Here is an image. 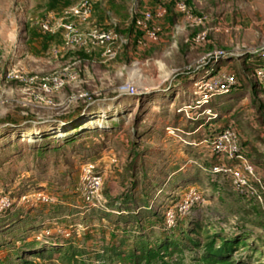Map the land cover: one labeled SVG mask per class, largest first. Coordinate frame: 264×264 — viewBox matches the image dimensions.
Wrapping results in <instances>:
<instances>
[{
	"label": "rangeland",
	"instance_id": "obj_1",
	"mask_svg": "<svg viewBox=\"0 0 264 264\" xmlns=\"http://www.w3.org/2000/svg\"><path fill=\"white\" fill-rule=\"evenodd\" d=\"M77 1L0 0V199L8 195L14 201L12 211L3 213L0 209V221L20 215L33 225L50 229L75 225L71 240L89 253L83 256L84 264H97L98 251L115 244L116 239L126 241L133 231H123L121 225L117 228L99 218L98 210L109 212L111 202L122 206L130 203L133 185L142 187V174L150 177L149 183H155L156 200L167 209L191 186L170 192L174 201L165 200L158 186H163L166 174L198 167L202 178L194 187L201 201L179 217L174 228H153L154 237L179 238L198 224L206 230L205 235L245 239L248 246L233 254L234 261L252 249L248 264H264V193L257 188L261 201L240 197L231 180L210 172L215 159L203 141L218 124L192 133L198 127L190 119H205L207 115L187 108L199 79L193 72L211 53L230 54L219 70L236 72L245 88L216 97L214 109L222 121L230 120L236 128L241 152L261 167L257 173L264 185V171L259 173L264 170V77L254 79V71L261 68L248 67L237 59L253 53L264 58V0H92L95 17H102L93 20V25L113 27L128 40L112 60L100 53L77 58L75 54L82 52L63 49L59 34L40 30V22L48 13L58 14ZM177 2L184 3L194 16L207 17L204 27L184 26L182 16L175 11ZM159 5L166 10L159 22V41L138 49L134 17ZM178 26L180 30L175 29ZM202 31L206 33L205 43L192 42ZM65 68L77 73L78 79L54 93L51 106L34 100L36 89L27 90L4 79L9 69L51 75ZM126 85L134 87L136 93H125L122 89ZM82 94L87 97L69 103ZM224 107L229 111H217ZM75 133L80 138L63 145V140L75 137ZM135 158L136 172L132 171ZM86 162L97 163L103 175L101 205L97 208L85 205L81 197L79 169ZM37 192L52 197L54 203L35 207L18 203L20 195ZM87 215L91 219L85 222ZM3 250L5 262L14 257L18 245L8 244ZM188 254L186 264H194L195 252ZM168 262L176 264L174 258Z\"/></svg>",
	"mask_w": 264,
	"mask_h": 264
},
{
	"label": "built area",
	"instance_id": "obj_2",
	"mask_svg": "<svg viewBox=\"0 0 264 264\" xmlns=\"http://www.w3.org/2000/svg\"><path fill=\"white\" fill-rule=\"evenodd\" d=\"M94 3L92 0H78L72 6L64 8L60 13H48L40 22V30L44 34H59L62 47L65 50L82 52L86 55L100 53L101 57L107 60L115 58L117 51L128 43V40L119 35L113 27L103 28L93 25L91 17L93 15ZM175 11L182 16L184 26L195 29L203 28L207 17L194 16L182 2L175 4ZM166 10L163 6H156L152 10L142 11L134 17V27L142 35L135 40L136 47L143 49L147 44H156L162 32L159 22L164 19ZM180 26L176 30H180ZM206 33H198L193 41L195 44H204ZM227 53L219 51L211 53L208 58L225 57ZM254 79L264 77V68L256 69L252 75ZM250 76H248V79ZM4 79L7 82H14L27 90H37L33 95L34 100L43 106L54 105L52 95L68 85L75 83L78 79L77 73L65 68L62 71L51 75H29L18 72L14 69L6 71ZM238 84L237 76L231 70L223 72L217 70L215 74L204 78H199L194 83V92L191 95L187 108L189 110H203L202 113L212 115L210 109H203L217 95L226 93ZM125 93L134 95L136 89L126 85L122 89ZM86 94L72 97L69 103L77 102L86 98ZM209 151L210 156L215 159V164L210 172L221 175L232 181L235 192L243 198H256L261 201L257 194V188L264 193V185L261 177L257 173V167L241 152L239 137L236 128L229 123L221 131L203 141ZM115 162V160H114ZM100 166L94 162H86L79 169L80 192L83 203L88 207L97 208L101 205V191L103 185V175ZM201 201V196L197 187L191 186L180 193L175 204L168 207L163 212L164 225L170 229L177 225L178 218L189 213L194 206ZM18 203L35 207L37 205H50L54 199L43 192L26 193L20 195ZM14 201L8 195L0 199V209H11ZM75 225H61L57 228H46V235H54L61 239H72ZM49 264V263H45Z\"/></svg>",
	"mask_w": 264,
	"mask_h": 264
},
{
	"label": "trees",
	"instance_id": "obj_3",
	"mask_svg": "<svg viewBox=\"0 0 264 264\" xmlns=\"http://www.w3.org/2000/svg\"><path fill=\"white\" fill-rule=\"evenodd\" d=\"M133 28L134 37L137 39L142 33L134 27V23ZM75 55L77 58H88L84 53H76ZM227 58H231L228 53L225 57L220 58L211 56L193 74L199 76V78L211 76L219 70L220 65ZM237 59L242 60L243 64L248 67L255 66V68H264L262 54H246ZM237 79L238 84L236 86L216 97L230 95L240 89L244 90L245 84H243V80L241 78L239 79L238 76ZM216 97L203 108L210 109L212 115H207L205 119L200 118V116H197L196 119H190L198 127L192 129V133L198 132V129L204 126L208 128L211 123H217L218 125L215 128L207 132L209 134L208 138H210L230 123V120L222 121L219 114L215 112L216 102L214 101ZM225 108H219L217 111L226 113L229 110ZM202 111L198 110L197 112L202 113ZM202 115L205 114L202 113ZM77 135L78 133H75V137L64 139L63 145L75 142V140L80 138ZM197 138L199 139V136ZM44 148H39L38 151L43 152L45 150ZM136 170L135 158L132 163V171L136 172ZM183 170V168H178L172 171L171 174H166L165 179H163V186H158L161 198L174 201L175 197H172L169 194L170 192L174 193L189 186L200 184L202 177L201 170L198 167ZM142 175V187L140 189L137 183L133 185L135 193H132L130 196V203H122L125 205L122 206L119 203L115 205V202H113V205L111 202L108 205L111 208L109 212L103 209L97 211L99 218L114 223L117 228L121 225L123 231L127 229L133 230L132 235L126 241L125 239H116L115 244L109 243L108 247L98 251L95 254L97 264H169L168 259L171 258H174L176 264H186L185 253H189L188 255L191 256L194 252V258L196 257L194 264H248L252 249H248L250 252L249 255L240 257L236 261L233 260L234 253H237L241 249L245 250L248 246L245 239L241 236L225 237L218 233L205 235L206 230L202 229L200 225L195 224L191 231L181 234L179 238L162 234L159 237H154L155 234L152 232L153 228L159 225H161V228H165L163 214L161 215L158 211L159 209L165 211L166 206L163 203L158 204L156 200L155 190L157 187L155 183H149L150 177L145 174ZM150 202L155 203L156 206L150 205ZM12 210L1 209L3 213ZM84 219L85 222L90 221L91 216L87 215ZM31 224L20 215H11L0 221V264H84L83 256H89V253L82 251L75 245L73 240H63L54 235H46L44 233L46 226H43V224L39 226ZM153 237L154 239H152ZM198 238H202V240L198 241ZM8 244L14 247L18 245V250L13 251L14 257H8L3 262L1 256L4 251L3 249Z\"/></svg>",
	"mask_w": 264,
	"mask_h": 264
},
{
	"label": "crops",
	"instance_id": "obj_4",
	"mask_svg": "<svg viewBox=\"0 0 264 264\" xmlns=\"http://www.w3.org/2000/svg\"><path fill=\"white\" fill-rule=\"evenodd\" d=\"M95 12L93 11V17H91L92 18V23H93V20H95L96 18H98V19H102V17H100V16H98V17H95ZM192 134V133H191ZM261 168V167H260ZM260 168H257V170H259ZM264 170H260V172L259 173H262ZM260 175V177L262 178V175L261 174H259Z\"/></svg>",
	"mask_w": 264,
	"mask_h": 264
}]
</instances>
